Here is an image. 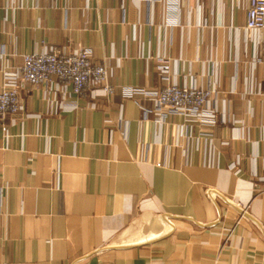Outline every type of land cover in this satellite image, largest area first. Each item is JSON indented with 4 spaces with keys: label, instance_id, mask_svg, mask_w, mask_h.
<instances>
[{
    "label": "crops",
    "instance_id": "1",
    "mask_svg": "<svg viewBox=\"0 0 264 264\" xmlns=\"http://www.w3.org/2000/svg\"><path fill=\"white\" fill-rule=\"evenodd\" d=\"M245 3L0 0V90L52 45L89 47L117 86L21 90L0 127V264H264V31ZM162 64L218 91L216 122L124 95L162 87Z\"/></svg>",
    "mask_w": 264,
    "mask_h": 264
},
{
    "label": "built area",
    "instance_id": "2",
    "mask_svg": "<svg viewBox=\"0 0 264 264\" xmlns=\"http://www.w3.org/2000/svg\"><path fill=\"white\" fill-rule=\"evenodd\" d=\"M245 27L248 30L264 31V0H246ZM163 86L153 89L128 88L126 97L142 94L151 102L147 111H154L160 117L181 113L188 120L216 122L217 110L212 101L218 91L210 87L181 85L171 78L167 65L162 64ZM56 84L63 94L71 91L79 97L89 93L97 97H109L117 86L111 81V71L105 63L95 62L92 51L84 45H76L67 50L60 45H52L41 52L24 55L23 64L16 72H7L0 90V127L5 121L24 109L20 92L26 85ZM211 134L212 128H205Z\"/></svg>",
    "mask_w": 264,
    "mask_h": 264
}]
</instances>
